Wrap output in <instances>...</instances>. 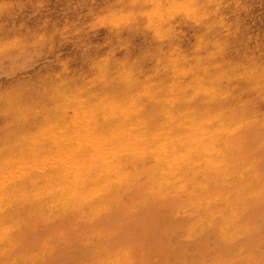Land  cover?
Wrapping results in <instances>:
<instances>
[{"label":"bare ground","instance_id":"1","mask_svg":"<svg viewBox=\"0 0 264 264\" xmlns=\"http://www.w3.org/2000/svg\"><path fill=\"white\" fill-rule=\"evenodd\" d=\"M241 6L240 0H115L93 18L95 25L116 40L122 30L146 31L158 44L143 55L153 59L151 67L141 70L125 53L122 59L106 56L91 61V73L72 85L62 77V63L29 100L0 92V264H37L63 248L83 257L82 264H134L133 249L117 241L112 227L138 211H159L157 223L193 217L189 239L214 217L222 242L240 235L234 224L237 191L254 183L250 168L227 148V138L246 125L225 116L224 102L238 92L235 82L251 98L232 102L242 114L253 106L257 114L249 122L264 126V78L246 46L251 37L241 39L246 53L240 61L226 54L239 36L227 11ZM7 10L0 4V14ZM183 28L193 32L187 49L179 41ZM23 39L1 41L0 55L22 51ZM210 184L234 190L202 197ZM258 190L251 196L264 197V184ZM215 202L224 207L204 216L202 209ZM214 260L210 264H254Z\"/></svg>","mask_w":264,"mask_h":264},{"label":"rangeland","instance_id":"2","mask_svg":"<svg viewBox=\"0 0 264 264\" xmlns=\"http://www.w3.org/2000/svg\"><path fill=\"white\" fill-rule=\"evenodd\" d=\"M0 1V4L6 5L8 7L7 12L0 14V43L1 41L5 42L8 39L18 41L19 39H22V37L24 38V42L22 43L24 49L22 51H20L21 49L19 50V52L14 50L12 52H7L3 55H0L1 93L7 91L18 94L20 95V97H25L22 98L24 100H29L36 95L35 93L38 88L40 90V88H43L45 86L48 75L56 76L60 73L62 69V63L66 65V74H62V77L63 79L64 77L66 78L64 80L72 82V85H75V78L77 76H87V73H91V61H95L106 56H113V58L116 56V59H122L126 57L125 55H127L128 57L132 58L131 60H138V62L136 61V63H139L137 64V66L139 65L138 67H141V70H146L153 64L152 58H146L143 57V55L145 53L148 54L156 50V48H158V44L156 42H153L150 35L146 31H143L142 29H138L139 31L134 29H128V31L122 30L120 32L118 40H116L114 39L113 33L111 31L103 26L95 25V19L93 18L99 16L101 14V11L108 12L107 10L110 9L115 0ZM240 2H242V6L244 7L241 6L237 9V11H227V15L230 17V21L234 24L235 28L239 30L238 38L234 39V41L232 40L227 47V58H233L236 61H234L233 59L231 61L238 62L242 59V55L246 53L245 47H249L248 49H251L252 51V53H249L250 57L255 59L257 58L256 66L260 69L261 78L263 79L264 0H240ZM11 3L13 7H11ZM8 4H10V6H8ZM33 4H35V6ZM97 6L98 8H96ZM85 10L86 16L82 15L85 13ZM104 12H102V14ZM6 13L9 15V17H7L8 15L6 16ZM89 17L92 20H90ZM16 24H18L19 26ZM68 25L70 27H68ZM93 26L96 27L93 28ZM76 27L77 29H79L78 32L76 31ZM82 27L84 28V30ZM85 29L88 30L86 31ZM56 31L59 32L57 33ZM183 31L184 33L182 34L184 35L179 38V41L182 43L183 48L187 49L192 42L193 32L188 28H183ZM142 32L144 34H142ZM39 33L42 34L40 35ZM34 34L36 35L33 36ZM43 34L47 35L45 36ZM71 34H74L76 37H74V35L72 36ZM125 34L128 38L125 36ZM244 37H251V41H249L246 46H244V42L242 44V40L244 39ZM106 38L108 39V41ZM43 41L44 43H46L43 44ZM143 42L145 43L143 44ZM236 42L237 44H235ZM37 43L39 45L41 44V46H39ZM69 43H71V45H69ZM106 43L108 45H105ZM44 45L47 46L44 47ZM255 45H258L256 49H254ZM110 48H112L113 51ZM45 50L48 52H44ZM91 50L93 51L92 53ZM242 51L245 53H243ZM104 52L106 54H109L104 55ZM123 53H125V55H123ZM96 56L99 57L97 58ZM56 59L59 62H57ZM140 59L141 61H139ZM261 64L263 65L261 66ZM35 76L37 77V79ZM41 77L45 80L40 79ZM42 83L44 84L43 86ZM236 83L237 82H235L234 84L238 88V92H236V95L234 96L235 98H228V100L224 102L226 103L225 108L229 109L228 112L225 113V116L229 121L239 120L243 123H246V125L238 133L227 138V148L232 154L233 159L237 161L242 160L240 162L243 164V166L250 168L249 178L252 179L254 183V185L252 187H249L248 189L246 188L243 191H237V205L234 207L236 209L234 224L238 228L240 235H238L230 243L228 241H223L225 242L223 243L222 239L217 238L218 235L215 234L217 233V229L219 227V221L214 217L210 222L206 223L207 225H205L203 229L198 232V235L194 239H189V231L188 229H186V227H189L190 229V227L192 226L191 220L193 219V217H187L181 214L178 215L179 217L176 216L175 218L157 223V215L159 214V211H156V214H150L145 211H138L132 215L124 217L123 219L120 218V220L116 218L118 222L112 227L117 241L121 242V244L125 248L131 247L133 249L134 259L132 262L134 264H194L195 262V264H210L213 259H215L214 261L216 262L230 261L232 263L234 261L241 262L245 259H250L254 262V264H264V197L259 195L251 196V194L257 193V191L259 192L258 189H260L264 184V126L262 125L259 127L253 122H249L252 116L251 114H257L253 110V106L246 105L245 109L247 110H245L244 113L247 114H242L241 112L243 111L239 109L240 106L235 105L232 102L234 99L250 101L251 98L249 97L250 95L248 94L247 90L242 88L241 84ZM26 97H28V99ZM247 104H251V102H248ZM26 125L27 124H25V126ZM25 126L23 130H29V126ZM259 142L262 143L261 146H259ZM207 176L210 180L211 176L209 174ZM208 186V189L201 194L202 197H207L209 195H213L215 197L217 194L220 195V193L232 192V190H234L229 187L218 186L214 184H210ZM162 207H164L163 204ZM220 207L222 208L224 207V205L222 206V204L218 202L211 203L202 209V213L204 216L212 218V215H215L214 213L218 212L221 209ZM156 210L159 209L156 208ZM66 230L68 231L70 230V228L68 227L66 228ZM42 236L43 235L41 234H36L33 237L40 238ZM67 240H70V235ZM58 253L60 254L57 255ZM55 255L50 260L43 261L37 264H82L83 261V257L78 258L77 253H73L72 249H60Z\"/></svg>","mask_w":264,"mask_h":264}]
</instances>
